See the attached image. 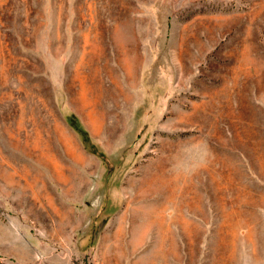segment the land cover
Wrapping results in <instances>:
<instances>
[{
    "label": "rangeland",
    "instance_id": "rangeland-1",
    "mask_svg": "<svg viewBox=\"0 0 264 264\" xmlns=\"http://www.w3.org/2000/svg\"><path fill=\"white\" fill-rule=\"evenodd\" d=\"M0 264H264V0H0Z\"/></svg>",
    "mask_w": 264,
    "mask_h": 264
},
{
    "label": "trees",
    "instance_id": "trees-1",
    "mask_svg": "<svg viewBox=\"0 0 264 264\" xmlns=\"http://www.w3.org/2000/svg\"><path fill=\"white\" fill-rule=\"evenodd\" d=\"M75 129H76V131L80 134V137H81L82 142L84 143V145H86V144H85V143H86V138H85V135H84V133L82 132V130H81L80 128H78V127H75Z\"/></svg>",
    "mask_w": 264,
    "mask_h": 264
}]
</instances>
